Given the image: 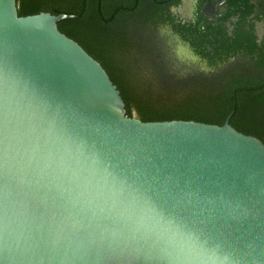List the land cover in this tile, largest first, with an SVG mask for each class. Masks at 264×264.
Masks as SVG:
<instances>
[{"label":"water","instance_id":"obj_1","mask_svg":"<svg viewBox=\"0 0 264 264\" xmlns=\"http://www.w3.org/2000/svg\"><path fill=\"white\" fill-rule=\"evenodd\" d=\"M78 17L19 16L16 0H0V162L7 116L9 150L21 162L51 152L53 167L61 159L75 165L55 150V141L63 140L138 188L158 212L181 218L215 264H264V143L233 128L231 115L222 126L127 116L103 66L58 28ZM9 75L33 108L9 92ZM31 242L35 252L26 260L33 264L64 258L48 251L46 234L34 230ZM0 261L9 264L5 255Z\"/></svg>","mask_w":264,"mask_h":264},{"label":"clouds","instance_id":"obj_2","mask_svg":"<svg viewBox=\"0 0 264 264\" xmlns=\"http://www.w3.org/2000/svg\"><path fill=\"white\" fill-rule=\"evenodd\" d=\"M5 83L13 96L34 107L14 76ZM9 123L6 116L0 162V255L9 264H33L26 257L35 252L34 230L51 239L48 251L64 257L59 264H112L105 257L133 264L142 256L146 264H215L181 218L158 212L138 188L81 157L73 145L55 141L56 152L75 158V165L61 159L53 167L51 152L21 162L9 150Z\"/></svg>","mask_w":264,"mask_h":264},{"label":"trees","instance_id":"obj_3","mask_svg":"<svg viewBox=\"0 0 264 264\" xmlns=\"http://www.w3.org/2000/svg\"><path fill=\"white\" fill-rule=\"evenodd\" d=\"M16 3L19 16L41 12L80 14L78 18L60 21L58 28L103 66L120 91L129 117L144 122L193 120L222 126L229 112L236 107L239 114L246 101L253 102L252 112L264 108V97L253 94L257 89L254 81L234 71L235 66L230 63L225 64L222 73H216L192 61L187 69L184 64L179 67L175 57L164 52H144L143 61L123 59L127 56L124 51L137 49L123 50L113 43L114 37L136 27L141 0H16ZM230 125L264 143V117L245 121L235 115Z\"/></svg>","mask_w":264,"mask_h":264},{"label":"flooded vegetation","instance_id":"obj_4","mask_svg":"<svg viewBox=\"0 0 264 264\" xmlns=\"http://www.w3.org/2000/svg\"><path fill=\"white\" fill-rule=\"evenodd\" d=\"M135 25L130 30L147 44L168 36L177 66L192 61L222 73L230 63L254 81V96L264 97V0H141ZM251 105L239 114L235 107L223 124L229 115V123L235 115L263 118L264 108L252 112Z\"/></svg>","mask_w":264,"mask_h":264},{"label":"rangeland","instance_id":"obj_5","mask_svg":"<svg viewBox=\"0 0 264 264\" xmlns=\"http://www.w3.org/2000/svg\"><path fill=\"white\" fill-rule=\"evenodd\" d=\"M113 43L115 45L121 46L124 49H137L136 52L133 51H124L125 54L127 56H123V59H129L131 61H136V60H145L142 59V57H144V52L145 54H148V52L150 54L154 53V54H161L162 52L166 53L168 56H174V52L172 49L171 45V39L166 36L163 37L162 40L160 39L159 41H153L152 43H145L144 39L141 38V36L138 35V33H135L134 31L129 29H125L123 31L122 34L120 35H116L114 37V41ZM156 47L157 50H148L149 48H153ZM143 49V50H141ZM154 51V52H153ZM143 52V53H141ZM131 53V54H130ZM143 55V56H142ZM189 62H184V68L187 69L190 65ZM237 73H239V71L236 70ZM221 78V77H220ZM215 80L217 81H221L222 79H218L216 78Z\"/></svg>","mask_w":264,"mask_h":264}]
</instances>
